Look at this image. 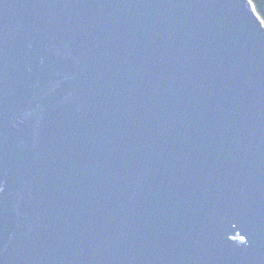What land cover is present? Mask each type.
<instances>
[{
	"label": "water",
	"instance_id": "95a60500",
	"mask_svg": "<svg viewBox=\"0 0 264 264\" xmlns=\"http://www.w3.org/2000/svg\"><path fill=\"white\" fill-rule=\"evenodd\" d=\"M0 264H264L250 0H0Z\"/></svg>",
	"mask_w": 264,
	"mask_h": 264
},
{
	"label": "trees",
	"instance_id": "16d2710c",
	"mask_svg": "<svg viewBox=\"0 0 264 264\" xmlns=\"http://www.w3.org/2000/svg\"><path fill=\"white\" fill-rule=\"evenodd\" d=\"M260 18L264 21V0H250Z\"/></svg>",
	"mask_w": 264,
	"mask_h": 264
}]
</instances>
